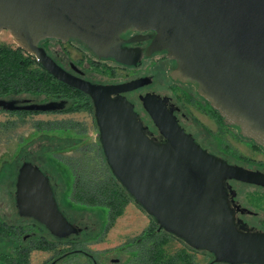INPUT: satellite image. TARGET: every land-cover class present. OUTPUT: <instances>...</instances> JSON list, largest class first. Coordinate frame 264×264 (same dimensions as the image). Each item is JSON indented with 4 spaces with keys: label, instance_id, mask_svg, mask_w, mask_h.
<instances>
[{
    "label": "water",
    "instance_id": "water-1",
    "mask_svg": "<svg viewBox=\"0 0 264 264\" xmlns=\"http://www.w3.org/2000/svg\"><path fill=\"white\" fill-rule=\"evenodd\" d=\"M133 29L156 31L150 52L167 50L178 62L172 77L195 83L227 125L264 149V0H0V33L9 31L55 79L93 100L113 174L159 229L212 254L209 264H264V232L237 226L224 184L231 179L264 186V174L204 149L179 125L167 99L147 94L143 106L164 138L153 140L135 106L112 98L150 84V78L93 84L64 70L41 46L46 39H73L100 58L134 64L138 54L120 50L121 35ZM15 104L0 99L5 110L42 112L63 109L66 102ZM19 187L22 211L54 237L81 231L60 212L38 168L25 166Z\"/></svg>",
    "mask_w": 264,
    "mask_h": 264
},
{
    "label": "flooded vegetation",
    "instance_id": "flooded-vegetation-1",
    "mask_svg": "<svg viewBox=\"0 0 264 264\" xmlns=\"http://www.w3.org/2000/svg\"><path fill=\"white\" fill-rule=\"evenodd\" d=\"M156 35H157V32L154 30L142 31V30H135V29L127 31L126 33L121 35L122 43L120 46V50L124 52H132V54H135V53L138 54V58L135 60L134 64L120 63L112 57L100 58L94 52H92L88 47H86L84 44H82L81 42L77 40H73V39L67 42H62L57 39H46L44 40L43 48L46 50L47 54L64 70H66L67 72H69L70 74L74 76H77L83 80L89 81L93 84L103 85V86L121 85V84L129 83L134 80L142 79V78H147V77L150 78L151 79L150 84L144 85L132 91L112 95V98L117 99L118 97H123L127 99L129 102H131L135 106V111L138 113L139 118L142 120L144 126L147 128L146 133L153 140L157 142H163L164 141L163 136L160 134L156 126H155L156 127L155 129L157 130L158 135L155 136V133L151 131L150 127L142 119L137 109V104L133 100V95H136L135 97H137L138 100L142 104V107L144 110L143 112L147 114L148 116L149 114L145 110L143 106V101H142V99L147 94H155V95L160 96L162 99H167L166 104L168 108L173 111V114L177 118L179 125L188 134L192 135L194 139L198 142L196 135L192 131H190L183 123V118H187V113L184 112L185 109L179 106L177 102H174L172 98L165 96V95H161L155 91L148 90V87L151 86L155 81L153 79V76L140 75L134 78H132L131 76L132 70L140 69V67L143 66L146 60L153 59L158 56L163 57L164 60L167 61V64L170 68L169 77L175 84L176 89H180L182 87H187V86L193 88L198 94V96L203 100V101L198 100L199 101L197 103L198 107H201L200 105H202V107L203 106L209 107V110L207 112L206 111L204 112L206 116L209 117V115H211L212 113L214 116L212 118L215 119L216 117L217 120L221 124L220 126L224 128L233 127V126L227 125L223 117L221 116V114L211 106V103L209 101H207L204 97H202L199 94L198 86L195 83L191 81H183L180 78L174 79L172 77V73L177 68L178 62L168 57L167 50L157 51L154 53L150 52V46L152 42L154 41V39L156 38ZM135 38H138V39H135ZM53 44L58 46V49H55V47H53ZM73 46L75 49L69 48ZM73 52H75V54L76 53L79 54V56L76 59L72 57ZM97 76H102L105 78V80H102V79H100L99 81L95 80V77ZM84 95H86L89 98L91 102V106L82 107L81 112L87 111V112L92 113L93 118L95 122L97 123L93 100L87 94L84 93ZM18 96L20 95H16L12 98H7L5 100L16 101L15 105L17 107H24L30 104H40L41 105V104H46L52 101H55V102L65 101L66 105L63 109H59L56 111H50V112L29 111V110H23V109L5 110L4 108L0 107V115L6 116L8 118L7 120H9L10 118V120L16 126L18 125V123L22 121L23 122L28 121L29 118L33 116L66 113L69 110V105H71V108H72V105L74 102L73 99L71 98H58V99L53 100L51 98L44 97V96H43V99H41L42 96H36L33 94H29V96H25V97H18ZM0 99H3V98H0ZM186 100L194 101L192 96H190L189 98H186ZM193 105L196 106V104H193ZM201 112H203V110H201ZM33 128L35 130H33L31 134H29V136H27L26 138L28 140H25L24 138H22L20 141L15 140L16 146L14 147L0 146V264H65L66 262L69 261V258L73 256H80L84 258L85 264H100L101 260L99 256H96L94 253H92L86 246V244L88 243L78 241L79 237L81 238L85 237V240L89 239L88 242H91V243L93 242V240H90V238H91V234H93V232L95 231V228H96L95 223L88 222V220L86 219L84 220L85 217H81L78 221L76 220V222L73 223V225L76 228L81 230L78 234L72 235L69 238L58 239L52 235L51 230L47 226L37 221L34 217L26 215L22 211V208L20 205L21 194H20L19 180L22 174V170L25 166L32 165L34 168H38L42 172V174L49 180L50 186L53 189V185L51 182L52 174L48 168L51 165L50 163L51 153H52L51 144H50L51 142L48 144V146L46 145L44 147L39 146L38 148H35V146H33L32 144L34 143V139H36V135L37 136H40L41 134L48 135V134H51L52 132H57V131L52 130L51 120L40 121L37 123V126ZM3 133L10 134L11 136H9L8 139L4 143L0 142V144L8 145L10 144V142L14 144L13 138H12L14 133L13 132H3ZM98 138H99V135H98ZM246 140L252 142L253 151L257 153L261 152L264 155V149L261 146L257 145L252 140H249V139H246ZM198 143L204 149L220 157L221 159L225 160L231 165H236L244 169H247L249 171L260 172L264 174V160H259V159L256 160L255 158H252V159L246 158V161L243 162L245 160L243 159V157L241 158L240 155H236V156L234 154L231 155L232 151L230 150L228 146H225L223 148L224 152L231 153L229 154L231 156V159L235 158L237 160L236 162H233V160H231L230 157L220 156L217 153H215L213 150L203 145L200 141ZM43 149L44 151L42 153L41 150ZM43 160L45 163H43ZM239 160L240 161L243 160L242 161L243 163H241ZM235 183L253 186L259 189L260 188L264 189V186L253 184V183L242 182L239 180H231V179H227L224 182L227 193H228V196H227L228 203L230 207L233 209L234 219H235L237 226L241 227L242 225H246V227H248L249 229L253 231H261V230H256L253 226H250L249 223L245 220V217L255 216L257 215V213L253 212L249 207H247L246 205L241 203L240 200L237 199L238 192L234 188ZM56 186H57V189L60 187L59 184H56L54 185V188ZM53 192H54V189H53ZM54 196H55L60 212L64 215V213L61 210L62 207L60 208L59 206L61 204L60 203L58 204L59 201L57 197V191L54 192ZM248 197H249L250 202L252 201L259 202L264 198V194H260V193L250 194ZM146 215L149 218L150 224H151L153 218L149 216L147 213ZM108 222H109V219H108ZM109 227L111 228L110 223H109ZM157 230H158V233L164 234L166 232L164 230H160L159 225H158ZM261 232H264V231H261ZM143 233L144 231L141 232L139 236L135 237L131 243L128 242L126 245H123L119 252L126 253L125 251L127 250V247L132 246L136 249V251H139V255L135 256V259L136 258L138 259L141 253V249L148 245L146 242L144 243L142 241L143 238L141 236ZM53 240L58 242L57 248L52 247ZM172 240L182 243L176 238H172ZM182 244L184 245L182 249H186L187 248L186 245L184 243ZM108 253L109 255H111L112 252L110 251ZM199 253L209 254L213 256L212 254L206 251L199 252ZM40 255L44 256V259L42 262L36 261V257L38 258ZM133 259L134 257L129 255L128 258L122 264H133V261H134ZM213 260H214V257H213ZM118 263H121V260L111 258V264H118Z\"/></svg>",
    "mask_w": 264,
    "mask_h": 264
},
{
    "label": "rangeland",
    "instance_id": "rangeland-1",
    "mask_svg": "<svg viewBox=\"0 0 264 264\" xmlns=\"http://www.w3.org/2000/svg\"><path fill=\"white\" fill-rule=\"evenodd\" d=\"M2 43L18 46L11 33L7 30L0 33V44ZM53 47L58 49V46L55 44H53ZM69 48L75 49L74 46ZM78 56V53L75 54V52H73L72 57L74 59ZM169 70L170 68L167 61H165L163 57L158 56L146 60L140 69L132 70L131 76L132 78L140 75L153 76L155 81L148 87V90L168 96L172 98L174 102H177L179 106L184 108V112L187 113V118H183L184 125L196 135L198 142L200 141L203 145L213 150L218 155L230 157L231 159V156L229 155L231 153H225L223 149L225 146H228L232 151L231 155H240L241 158L243 157V159H245L244 161L239 160L241 163L245 162L246 158L264 160L263 153L253 151L252 142L242 137L238 127L233 126L231 128H224L220 126L221 124L216 117L215 119L212 118L214 117L212 113L209 117L204 114L205 111L207 112L209 110V107H202V105H200L202 108L198 107V100H203L193 88L187 86L176 89L175 84L169 77ZM100 79L105 80L102 76L95 77V80L99 81ZM25 96H29V94H23L18 97ZM135 96L136 95H133V100L137 104V109L142 119L150 127L151 131L155 133V136L158 135L153 121L143 112L142 104ZM190 96H192L194 101L186 100V98H189ZM41 99H43V96ZM193 104H196V106ZM199 109L203 110V112ZM7 119L6 116L0 115V142L4 143L8 137L11 136L10 134H4L3 132H13L14 134L12 138L14 144L11 142L8 145L0 144V146L5 147L16 146L15 140L20 141L22 138L28 140L26 139L27 136L35 130L33 127L37 126V123L40 121L51 120L54 124L51 126L54 128L58 126L57 122L65 124L67 121H71L72 124L76 123L85 130L84 135H75L74 133H68L66 131H62V133L61 131L52 132L48 135H36V139H34L32 145L35 146V148H38L39 146H48L51 142V165L48 168L52 174L51 182L54 192L57 191L58 204H61L59 206L60 208L62 207V212L72 224L75 223L76 220L78 221L81 217H85L84 220L86 219L88 222L96 224L95 231L91 234L90 238V240H93L92 243L88 242L89 239L85 240V237H79L78 241L88 243H85L86 246L92 253L99 256L101 260L100 264H111V258L121 260V263L118 264H122L129 255L134 258L136 255H139V251H136L132 246L127 247V250L125 251L126 253H120L119 251L123 245H126L128 242L131 243L135 237L139 236L141 232L147 230L150 226V220L147 217L145 210L139 207L135 202L129 204L124 214L120 216L110 228L107 208L88 207L76 204L71 199L74 186V174L71 167L67 164V160L78 158L80 156L79 148H82L83 146L85 147V145H90L91 147L99 140L98 135L100 131L93 118V114L87 111H73L71 105H69V110L66 113L33 116L29 118L28 121L18 123L17 126L13 124L10 118L9 120ZM76 131L79 132V129L76 128ZM43 151L44 149L41 150L42 153ZM231 160H233V162L237 161L235 158ZM43 163H45L44 160ZM56 184H59L60 186L58 189L57 186L54 188V185ZM234 188L238 192L237 199L249 207L253 212L257 213L255 216L245 217V220L256 230L264 231V198L259 202H250L248 197L250 194H264V189L237 183L234 184ZM183 246L182 243L171 240L166 248L167 254H174L182 249ZM110 251L112 252L111 255L108 253ZM192 254L194 264H209L213 260V256L209 254ZM43 259V255H40L38 258L36 257V261L42 262ZM84 262V258L73 256L70 257L69 261L65 264H85Z\"/></svg>",
    "mask_w": 264,
    "mask_h": 264
},
{
    "label": "trees",
    "instance_id": "trees-1",
    "mask_svg": "<svg viewBox=\"0 0 264 264\" xmlns=\"http://www.w3.org/2000/svg\"><path fill=\"white\" fill-rule=\"evenodd\" d=\"M41 46L44 47V41L41 42ZM21 94L44 96L53 100L71 98L74 101L73 111H81L82 107L91 106L89 98L84 93L56 80L42 67L35 56L19 46L2 43L0 44V98L7 99ZM70 123L71 121L65 124L57 122L58 126L52 129L84 135L85 130L81 126ZM79 152L78 158L67 160L74 174L71 199L76 204L107 208L109 223L113 225L124 214L127 206L135 201L113 174L100 138L91 147L85 145L79 148ZM157 228V222L152 219V223L141 236L142 241L148 245L141 249L138 259H133V264H194L192 253L205 252L193 249L170 233H158ZM172 238L178 239L187 248L174 254H167L166 246ZM57 245L58 242L53 240L52 247L57 248Z\"/></svg>",
    "mask_w": 264,
    "mask_h": 264
}]
</instances>
